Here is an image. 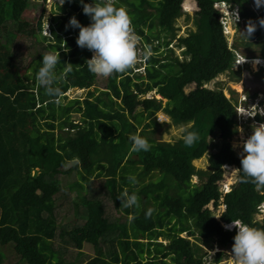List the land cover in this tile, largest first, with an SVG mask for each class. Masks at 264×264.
I'll return each mask as SVG.
<instances>
[{"label": "trees", "instance_id": "obj_1", "mask_svg": "<svg viewBox=\"0 0 264 264\" xmlns=\"http://www.w3.org/2000/svg\"><path fill=\"white\" fill-rule=\"evenodd\" d=\"M121 1L135 34L146 44L141 47L143 72L136 71V63L106 77L103 89L89 90L97 77L86 66L91 51L76 45L79 29L68 25L73 16L82 26L90 23L79 0H64L58 6L48 35H41L38 16L30 43L37 53L26 67L30 75L18 71L14 45L24 31L13 16V3L0 0V264H78L87 240H92V256L86 264H216L223 250L231 249L236 232L235 226L228 230L224 225L239 221L264 229V214L256 218L264 187L257 188L250 178L235 179L240 155L230 140L237 131L236 102L221 89L207 86L218 75L238 78V69L233 70L238 56L263 57L264 28L257 21L264 18V7H254L253 0H194V28L177 36L175 21L184 13L183 0ZM219 4L237 10L236 26L249 20L256 24L251 36L239 38L242 49L228 44ZM172 41L181 48V57L169 46ZM55 50L57 74L71 64L60 84L64 100L60 106L35 79L41 56ZM145 50L150 51L147 58ZM70 88L87 93L68 99ZM152 90L159 98L140 97ZM157 112L172 124L197 132L198 141L187 147L182 136L173 141L146 136L147 128L158 125ZM254 120L263 121L257 113ZM130 135L145 137L150 149L131 151ZM204 155L207 168L195 167L192 161ZM226 168L235 173L227 187ZM154 173L171 179L175 192L169 193L162 180L151 179ZM129 175L135 176V185L127 180ZM60 176L70 178L67 185L73 184L78 193L85 192L81 204L71 201L74 220L64 225L56 222L55 213L61 207ZM94 176L102 177L117 212L113 219H108L101 196L84 187ZM145 177L150 178L142 182ZM125 189L136 193L137 206L120 205L117 197ZM148 200L154 209L146 217ZM56 239L62 244L55 246ZM4 247L17 261L7 259ZM214 247L219 249L210 253ZM67 248L75 251L72 259L65 257Z\"/></svg>", "mask_w": 264, "mask_h": 264}, {"label": "rangeland", "instance_id": "obj_2", "mask_svg": "<svg viewBox=\"0 0 264 264\" xmlns=\"http://www.w3.org/2000/svg\"><path fill=\"white\" fill-rule=\"evenodd\" d=\"M13 3L12 13L14 18L18 22L19 30L24 31L23 34L18 37V44L14 45V49L17 50V64L18 71L22 73L25 71L26 75H30V68L26 69L28 63L33 58V56L37 53V48H31L30 43L34 42L33 34H36V20L40 15V19L42 20L43 31L41 35H48L50 20L51 17L55 14H59L58 6L60 5L58 0H11ZM90 1V0H89ZM80 3V2H79ZM95 3V2H94ZM116 5L126 7V4L121 0H114ZM82 8V4L79 5ZM182 7L184 9V13L178 17L175 21V26L177 29V36L184 35L189 29H193L192 24V14L195 10V2L194 0H183ZM216 8L222 14V25L223 31L226 35V39L228 44L236 43L239 48H243L240 44L241 41L239 38H242L239 31H244L245 26L241 23L239 26H236L234 21L230 18L229 14H231V10L225 4H219ZM229 12V13H228ZM237 21V20H236ZM47 26V27H46ZM40 38V36L38 35ZM139 38V37H138ZM245 40L246 38L243 37ZM2 40V39H1ZM155 43V42H154ZM174 41L171 42L175 55L181 57V48H177L174 46ZM33 47V46H32ZM141 47H146L144 40L139 38L137 44V53H138V65L139 67L136 69L138 72H143V58L141 55ZM163 55L165 50L161 47L159 49ZM92 52H90L91 58ZM262 63L256 64L253 66L251 63L254 59H244L240 56L235 60L233 70L238 69V78L233 79L229 74L218 75L217 78L212 80L207 84L210 88L221 89L223 94L226 97H231L232 100L236 102V116H237V131L233 134L230 142L235 152L239 155L241 149L239 145L242 143L244 139L250 135L252 128L259 123H264V86L262 81H264V53L263 57L259 58ZM141 61V62H140ZM262 70H261V69ZM233 77V76H232ZM105 77H96L93 85L89 87V90H101L104 87ZM87 93V89H78V88H70L66 92V96L68 99L70 98H83ZM159 98L158 95L154 93V90L140 94V97H151ZM164 102V99L162 100ZM255 113L262 116L263 121L254 120ZM72 117L77 121L78 115L73 114ZM155 122L158 124L154 128H147L145 135L155 138L157 140H165V141H173L177 137L181 136L180 129L183 125H175L170 122V120L164 116L163 113L157 112L155 114ZM142 123L138 126L140 129ZM153 130V132L151 131ZM213 149H209L212 151ZM207 156L204 155L199 159L193 160L192 163L195 167L206 169L207 168ZM71 163H69L70 165ZM232 168H226L224 174V186L227 187L234 180V170ZM231 171V172H229ZM77 174V173H76ZM76 180H79V174L76 175ZM151 179L162 180L168 186L169 193L175 192L174 183L171 179L160 177L157 173H154L150 176ZM150 177H145L142 182H147ZM60 187V199L57 201L59 206L56 209V222L59 225L68 224L74 220V213L72 211V200H76L79 204L81 199L84 198V190L81 192H77L73 184H68L67 181H70V178L67 176H60L59 179ZM191 181L193 183H197L198 179L196 176H192ZM84 187H90L92 193H97V196H101L102 201L104 202L105 213L109 217L108 219H113L117 216V212L114 210L111 201L106 196L105 189L103 187L102 177H92L89 183H85ZM145 208L154 209L153 203L151 201L144 202ZM81 210V209H80ZM264 214V201L260 205V213L256 216V218L260 219ZM78 223H82L83 219H76ZM104 224V220L102 221V225ZM184 235V233H182ZM95 236L91 239H94ZM161 240V237L158 238ZM92 240H87L83 243L82 253L78 258V264H86V261L92 256ZM145 241V240H143ZM61 240H55V246L61 245ZM219 248L214 247L210 253L218 250ZM6 257L10 262L17 261L13 251L9 247H4L3 249ZM224 255L221 260L216 264H231V260L225 253L230 254L231 249H224ZM75 255V251L68 249L65 253V257L67 259H72Z\"/></svg>", "mask_w": 264, "mask_h": 264}, {"label": "clouds", "instance_id": "obj_3", "mask_svg": "<svg viewBox=\"0 0 264 264\" xmlns=\"http://www.w3.org/2000/svg\"><path fill=\"white\" fill-rule=\"evenodd\" d=\"M58 2L62 5L64 0H58ZM79 2L82 4L83 14L89 17L90 23L82 26L73 16L69 18L68 25L79 29L75 40L76 45L92 52L91 58L86 60L89 72L106 78L132 68L138 62L139 38L131 26V18L127 10L123 6H115L114 0H98L96 3L92 0L91 4L84 3V0ZM253 5L256 8L264 7V0H253ZM229 16L235 23L238 20L237 10L234 9ZM257 22L261 28H264V18H259ZM255 29L256 24L249 20L246 22L244 31L239 33L247 38ZM64 50L67 51L66 48ZM143 55L147 58L150 51L145 50ZM41 57V66L35 76L37 85L44 89L47 96L54 99L57 106H60L64 103L60 84L65 79V75L71 71V64L65 67L62 73L57 74L55 72L59 62L57 51L47 52ZM251 63L255 66L262 62L259 58H255ZM180 134L183 144L187 147H191L199 139L197 132L187 128L182 127ZM128 139L133 152H147L151 147L143 136L130 135ZM239 147L241 149L240 167L237 169L239 174L235 179L237 182H248L250 178L257 188L264 187V123L255 125ZM77 163H79L78 160ZM127 180L133 185L137 183L133 175H129ZM117 199L123 208L137 206L136 193L129 194L127 189L122 191ZM151 212L152 209L149 208L145 216H150ZM133 218L130 216L129 221ZM232 226H235L236 232L232 238L231 253H225L230 258L231 264H264V229L250 227L239 221H231V224L224 225L228 230H231Z\"/></svg>", "mask_w": 264, "mask_h": 264}]
</instances>
